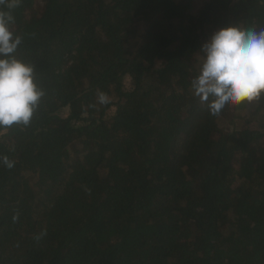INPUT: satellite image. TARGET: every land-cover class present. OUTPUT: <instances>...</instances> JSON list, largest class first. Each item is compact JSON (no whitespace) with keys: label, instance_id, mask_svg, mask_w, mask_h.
Segmentation results:
<instances>
[{"label":"trees","instance_id":"trees-1","mask_svg":"<svg viewBox=\"0 0 264 264\" xmlns=\"http://www.w3.org/2000/svg\"><path fill=\"white\" fill-rule=\"evenodd\" d=\"M13 15V55L44 95L29 125L0 128L15 161L0 162V264H264V93L213 117L191 89L201 46L264 28V0H22Z\"/></svg>","mask_w":264,"mask_h":264},{"label":"clouds","instance_id":"clouds-1","mask_svg":"<svg viewBox=\"0 0 264 264\" xmlns=\"http://www.w3.org/2000/svg\"><path fill=\"white\" fill-rule=\"evenodd\" d=\"M21 2L0 0V128L29 125L44 95L35 82L33 65L13 55L22 43L11 30L13 10ZM201 52L202 65L191 80V89L213 117L229 105L258 100L264 93V28L222 27L201 46ZM97 102L106 105L110 97L98 91ZM0 162L8 169L15 166L7 155L0 156ZM18 218L19 213L13 222ZM46 234L43 229L33 239L38 243Z\"/></svg>","mask_w":264,"mask_h":264}]
</instances>
